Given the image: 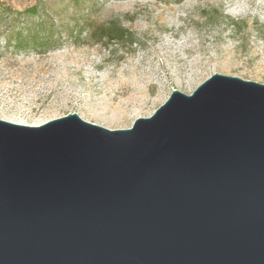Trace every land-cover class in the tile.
I'll use <instances>...</instances> for the list:
<instances>
[{
    "label": "water",
    "instance_id": "1",
    "mask_svg": "<svg viewBox=\"0 0 264 264\" xmlns=\"http://www.w3.org/2000/svg\"><path fill=\"white\" fill-rule=\"evenodd\" d=\"M0 264H264V84L216 72L128 128L0 118Z\"/></svg>",
    "mask_w": 264,
    "mask_h": 264
},
{
    "label": "rangeland",
    "instance_id": "2",
    "mask_svg": "<svg viewBox=\"0 0 264 264\" xmlns=\"http://www.w3.org/2000/svg\"><path fill=\"white\" fill-rule=\"evenodd\" d=\"M8 4L11 13L37 5L35 16L16 23L26 31L51 19L59 38L51 48H15L1 34L8 28H0V118L6 121L40 125L75 112L109 129L128 128L172 89L190 94L216 72L264 84V0ZM111 23L127 29L132 43L87 33Z\"/></svg>",
    "mask_w": 264,
    "mask_h": 264
},
{
    "label": "trees",
    "instance_id": "3",
    "mask_svg": "<svg viewBox=\"0 0 264 264\" xmlns=\"http://www.w3.org/2000/svg\"><path fill=\"white\" fill-rule=\"evenodd\" d=\"M9 0L0 3V28H8L6 31H2L3 36L6 39V43L10 44L13 42V47L15 48H24V49H33L39 50L40 48H51L55 42L56 38H59L58 27L53 23L51 19L46 18L45 20H40L39 22L32 25V29H26L24 31L19 27V23H16L18 20L17 17H33L37 13V5L27 7L18 13H11L12 7L8 4ZM84 25L87 26L88 21H83ZM16 27L15 31H12V28ZM66 28V26H64ZM72 30L69 32L72 35ZM87 33L91 38H105L106 40H116L122 42L127 37H129V42L132 43V38L130 37V32L114 23L103 26L99 25L95 29H87Z\"/></svg>",
    "mask_w": 264,
    "mask_h": 264
},
{
    "label": "built area",
    "instance_id": "4",
    "mask_svg": "<svg viewBox=\"0 0 264 264\" xmlns=\"http://www.w3.org/2000/svg\"><path fill=\"white\" fill-rule=\"evenodd\" d=\"M6 1H8V0H0V3H4V2H6Z\"/></svg>",
    "mask_w": 264,
    "mask_h": 264
}]
</instances>
